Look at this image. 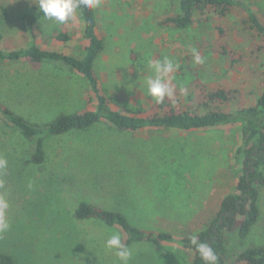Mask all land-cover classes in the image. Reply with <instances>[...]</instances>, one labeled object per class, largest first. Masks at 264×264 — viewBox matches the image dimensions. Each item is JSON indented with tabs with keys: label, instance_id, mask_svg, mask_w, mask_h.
Instances as JSON below:
<instances>
[{
	"label": "rangeland",
	"instance_id": "rangeland-1",
	"mask_svg": "<svg viewBox=\"0 0 264 264\" xmlns=\"http://www.w3.org/2000/svg\"><path fill=\"white\" fill-rule=\"evenodd\" d=\"M264 20V0H241ZM180 0H101L95 9L104 49L95 63L103 94L120 112L150 113L144 79L149 61L168 57L179 67L171 73L174 99L186 104L196 88H239L229 110L253 107L264 82V52L252 55L262 41L245 25L247 14L235 8L227 17L211 16L187 29L162 25L180 13ZM2 47L83 55L85 40L78 11L63 24L43 18L35 0H0ZM32 25L33 30L29 26ZM226 36L222 37L218 26ZM66 35L67 41L59 36ZM228 46L243 61L232 65L222 55ZM192 49L204 63L195 64ZM29 61H0V103L30 123L46 127L59 115L94 108L90 90L66 69ZM242 139L239 124L206 130L146 128L121 132L102 120L87 130L44 134L45 161L31 162L35 141L23 136L0 113V195L9 208V229L0 233V253L15 264H120L115 249L105 246L112 233H124L96 219L78 220L75 211L87 202L127 217L139 229L168 232L173 242L130 245L129 264H190L192 252L181 240L204 231L223 199L235 191L234 152ZM260 215L244 240L227 236V255L264 247V187ZM240 264H247L241 262Z\"/></svg>",
	"mask_w": 264,
	"mask_h": 264
},
{
	"label": "trees",
	"instance_id": "trees-1",
	"mask_svg": "<svg viewBox=\"0 0 264 264\" xmlns=\"http://www.w3.org/2000/svg\"><path fill=\"white\" fill-rule=\"evenodd\" d=\"M180 13L161 20V24L178 29H187L198 20H206L211 16L227 17L235 8L244 11L248 20L245 25L256 34L261 43L256 46L252 55L264 52V20L247 3L241 0H180ZM82 22L85 45L83 55L75 56L61 51L44 49L37 44L19 50H5L2 47V7L0 6V61H22L33 63H52L63 65L80 74L92 93L94 108L80 112L59 115L46 127L33 124L17 115L0 103V113L16 126L24 137L35 141V152L31 162L42 164L45 161L44 134L62 135L73 130H87L105 120L114 129L121 132H137L146 128L167 130H206L222 125L239 124L242 139L234 152L233 167L238 174L235 191L226 196L206 229L197 235V239L206 242L217 255V264H264V247H251L238 253L236 261L230 262L227 255V236L235 234L244 240L260 215L259 190L264 187V82L256 86L259 96L257 104L239 110H229L242 92L239 88L204 90L199 87L189 96L186 104H178L172 96L161 103H155L150 113L139 114L131 111L125 113L114 109L111 100L102 92L100 80L94 65L104 49L103 40L98 34L95 9H86L82 5L77 9ZM29 26L33 30L32 25ZM220 35L226 36L222 25L218 26ZM60 41H67L66 35L59 36ZM222 55L229 56L232 65L243 61L228 46H222ZM78 220L96 219L111 227H119L124 233L123 244L128 248L135 242H152L163 244L173 242L171 233L145 231L134 227L126 216L116 211H107L87 202L79 204L75 211ZM183 246L191 250L190 264H205L195 247L191 237L181 240ZM0 264H15L11 256L0 253Z\"/></svg>",
	"mask_w": 264,
	"mask_h": 264
},
{
	"label": "clouds",
	"instance_id": "clouds-1",
	"mask_svg": "<svg viewBox=\"0 0 264 264\" xmlns=\"http://www.w3.org/2000/svg\"><path fill=\"white\" fill-rule=\"evenodd\" d=\"M101 0H35L40 11L43 12V18L52 20L58 24L69 21L76 14L77 9L82 5L86 9H96ZM193 62L195 64L204 63L196 49H192ZM149 69L152 75L144 79V86L148 97H151L156 103H161L166 97L171 98L174 94V85L171 82V73L178 67V64L168 57H162L156 61H149ZM7 161L0 158V169L6 167ZM9 208L7 199L0 195V233L9 229L10 225L6 219V210ZM191 244L201 257L205 264H217V255L206 242H201L196 236L191 237ZM109 249H115L116 256L120 264H129L132 257V250L124 245L119 233H112L105 242Z\"/></svg>",
	"mask_w": 264,
	"mask_h": 264
},
{
	"label": "crops",
	"instance_id": "crops-1",
	"mask_svg": "<svg viewBox=\"0 0 264 264\" xmlns=\"http://www.w3.org/2000/svg\"><path fill=\"white\" fill-rule=\"evenodd\" d=\"M82 23V22H81ZM85 45V44H84ZM45 49V48H44ZM52 51V50H51ZM54 51H58V50H54ZM63 52V51H62ZM64 53V52H63ZM66 54V53H65ZM22 61H27V60H22ZM29 62H31V61H29ZM31 63H33V62H31ZM96 63V62H95ZM34 64H50V65H52L54 68H52V70H55V71H61V70H63V69H66V70H68L69 72H71V73H73V74H75V76L77 77V78H80V79H82V81L87 85V83H86V81L84 80V78L80 75V74H78L77 72H75V71H73V70H71L70 68H68V67H66V66H63V65H58V64H52V63H34ZM94 69H95V65H94ZM96 72V71H95ZM97 74V73H96ZM100 80V79H99ZM101 86V85H100ZM87 87L89 88V86L87 85ZM89 90H90V88H89ZM90 95H91V99H92V93H91V90H90ZM88 110H90V109H88ZM84 111H87V110H84ZM84 111H80V112H84ZM80 112H74V113H80Z\"/></svg>",
	"mask_w": 264,
	"mask_h": 264
}]
</instances>
